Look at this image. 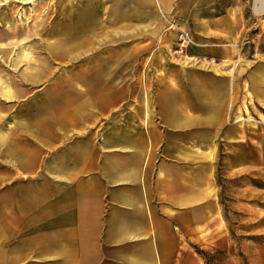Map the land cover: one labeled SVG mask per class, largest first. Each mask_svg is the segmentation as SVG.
I'll list each match as a JSON object with an SVG mask.
<instances>
[{
  "label": "crops",
  "instance_id": "1",
  "mask_svg": "<svg viewBox=\"0 0 264 264\" xmlns=\"http://www.w3.org/2000/svg\"><path fill=\"white\" fill-rule=\"evenodd\" d=\"M92 2L91 10L111 11L112 24L138 27L146 38L162 32L165 12L182 16L197 39L219 42L238 36L245 7L264 13V0ZM155 2L158 12L150 10ZM156 57L165 76L157 81L153 104L141 98L140 122L129 114L135 121L106 126L97 142L84 134L52 147L37 134L39 126L80 128L86 111L115 100L118 72L104 74L99 66L95 81L85 77L77 85L52 84L0 99V264H201V227H209L213 203L205 169L220 140L211 128L229 85L203 92L184 80L185 70L165 68L164 54ZM187 57L183 65L196 64ZM203 67L217 70L210 62ZM152 107L157 126L148 120ZM195 108L207 114H194ZM183 134L198 143L174 141ZM199 139L208 141L207 149ZM40 146L50 148L42 175ZM27 163L30 177L19 176L15 169Z\"/></svg>",
  "mask_w": 264,
  "mask_h": 264
},
{
  "label": "rangeland",
  "instance_id": "2",
  "mask_svg": "<svg viewBox=\"0 0 264 264\" xmlns=\"http://www.w3.org/2000/svg\"><path fill=\"white\" fill-rule=\"evenodd\" d=\"M91 4L92 0H0V99L24 96L52 84L77 85L85 77L95 81L99 66L104 74L118 72L115 100L107 107L86 111L90 115L80 128L74 125L62 133L39 126L38 138L54 147L84 134L97 142L106 126L134 120L128 119L132 113L139 123L141 98H148L152 105L157 81L165 76L156 69L159 53L165 55V68L180 74L185 70L184 80L203 92L212 93L228 84L217 124L211 128L220 139L210 150L205 169L212 182L213 203L209 227H201L197 252L201 264H264V13L256 15L245 7L238 13V36L219 42L197 39L196 32L173 11L162 14L159 36L146 38L138 27L115 26L111 11L91 10ZM153 6L150 10L158 12L156 2ZM187 56L196 64L183 65ZM205 62L216 72L204 68ZM129 65L132 69L125 70ZM32 76L37 77V84ZM151 109L150 126H157ZM192 112L207 114L197 108ZM174 141L198 143L186 134ZM199 141L201 149H207L208 141ZM49 151L48 146L36 150L41 175L46 174L43 164ZM27 164L15 172L30 177L31 164Z\"/></svg>",
  "mask_w": 264,
  "mask_h": 264
},
{
  "label": "built area",
  "instance_id": "3",
  "mask_svg": "<svg viewBox=\"0 0 264 264\" xmlns=\"http://www.w3.org/2000/svg\"><path fill=\"white\" fill-rule=\"evenodd\" d=\"M183 37V36H182Z\"/></svg>",
  "mask_w": 264,
  "mask_h": 264
}]
</instances>
